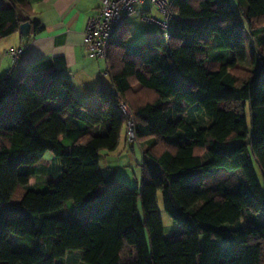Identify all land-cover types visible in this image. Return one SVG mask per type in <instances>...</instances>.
I'll return each instance as SVG.
<instances>
[{
  "label": "trees",
  "instance_id": "obj_1",
  "mask_svg": "<svg viewBox=\"0 0 264 264\" xmlns=\"http://www.w3.org/2000/svg\"><path fill=\"white\" fill-rule=\"evenodd\" d=\"M6 1L0 39L32 24L28 0ZM174 2L169 41L113 38L99 105L77 99L63 58L0 79V264H58L74 251L84 264H264V0ZM123 134L148 144L141 189L100 167ZM48 153L61 176L41 192L31 181ZM159 193L180 227L169 239ZM11 235L28 250L14 251Z\"/></svg>",
  "mask_w": 264,
  "mask_h": 264
},
{
  "label": "crops",
  "instance_id": "obj_2",
  "mask_svg": "<svg viewBox=\"0 0 264 264\" xmlns=\"http://www.w3.org/2000/svg\"><path fill=\"white\" fill-rule=\"evenodd\" d=\"M102 1L28 0L32 8V24L29 35L23 37L18 30L11 36L0 39V79L8 78L11 82L30 71L38 70L41 72L46 68L44 65L46 62L63 58L68 68L64 77L72 85L77 99L88 106L99 105L100 100L97 95L99 86L104 85L112 89L113 85L110 76L106 74L107 63L89 57L86 30L89 21L99 15ZM10 7L8 1L0 0V10ZM137 10L138 14L131 18L128 26L123 30L130 35L129 41L135 36L132 33V27L139 23L142 24L144 15L148 14L161 19L159 10L151 3L146 2L138 5ZM34 23L44 28L35 35ZM157 30L156 27L144 29L139 33L138 42L130 43L141 45L143 41H155L159 39V31ZM20 49H24L25 54L20 60H15L12 50L18 51ZM124 142L127 150L135 154V146L129 145L126 139ZM147 145V143L141 145L143 159ZM101 154L105 156V169L115 168L116 154L120 155V148L118 146L114 153H110L111 155L108 152Z\"/></svg>",
  "mask_w": 264,
  "mask_h": 264
},
{
  "label": "built area",
  "instance_id": "obj_3",
  "mask_svg": "<svg viewBox=\"0 0 264 264\" xmlns=\"http://www.w3.org/2000/svg\"><path fill=\"white\" fill-rule=\"evenodd\" d=\"M151 3L160 14L161 19L152 15H144L142 21L147 26L158 28L164 35V40L169 41L172 37L175 24L179 21V16L175 10L174 0H103L100 13L92 18L86 30V44L89 57L93 60H103L107 63L109 75V51L113 38L122 32L129 24L131 18L138 14L137 6L144 3ZM15 60H20L25 50H12ZM121 110L127 117L126 135L129 144L137 141L135 134V121L129 107L122 103Z\"/></svg>",
  "mask_w": 264,
  "mask_h": 264
},
{
  "label": "rangeland",
  "instance_id": "obj_4",
  "mask_svg": "<svg viewBox=\"0 0 264 264\" xmlns=\"http://www.w3.org/2000/svg\"><path fill=\"white\" fill-rule=\"evenodd\" d=\"M142 23V22H141ZM149 27H154V26H147L145 24H137L132 27V33L135 34L134 37H132L130 42H138V37L139 33L142 32V30H146ZM155 28V27H154ZM153 30V28H151ZM159 31L158 38L159 39H164L163 33L158 29ZM246 48L248 51V60L246 67L252 66V58L254 56V46L252 43V40L250 36L247 34L246 37ZM158 40V39H157ZM147 41H143L141 45L146 44ZM140 45V44H139ZM196 118H199V120L202 121L201 116H199L198 113H195ZM248 119H249V125L251 126V116L248 114ZM124 135V134H123ZM125 135L122 136V140L120 142L119 148H120V155L116 154V159H115V169L117 170V178L127 184L131 189H136L139 188L141 189L142 185V179H143V172H142V165H143V153H142V147L138 143L135 145V154L133 152H129L127 150L125 142ZM124 149L126 150L125 153ZM119 151V150H118ZM114 153V152H108ZM111 155V154H110ZM119 157V159H118ZM101 160V169H105V156L104 154H101L100 156ZM40 168L44 169L43 171L40 172V175L37 179H34L31 181V185H35L36 189L38 191H46L49 189L48 183L51 181H56L58 177L61 176V172H59V162L56 158L51 153H48L43 161L41 162ZM258 172V177L261 183H263V176L261 173L257 170ZM140 202V216L142 219H144V212L142 208V202ZM158 207L160 210L161 214V219L164 224V237L166 239H169L174 233L180 231V227L175 224V222L168 216V214L164 211V206H163V200H162V193H159L158 195ZM71 214L73 216H80L83 217L79 212H77L75 209L74 211H71ZM10 241L13 245V250L14 251H24L28 250L27 246L24 245L22 242L21 238L15 235H11ZM82 251H74L70 252L66 258L62 259L58 264H84L82 261Z\"/></svg>",
  "mask_w": 264,
  "mask_h": 264
},
{
  "label": "water",
  "instance_id": "obj_5",
  "mask_svg": "<svg viewBox=\"0 0 264 264\" xmlns=\"http://www.w3.org/2000/svg\"><path fill=\"white\" fill-rule=\"evenodd\" d=\"M20 33L23 37H27L31 30V23L27 22L20 26Z\"/></svg>",
  "mask_w": 264,
  "mask_h": 264
}]
</instances>
